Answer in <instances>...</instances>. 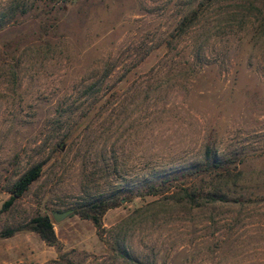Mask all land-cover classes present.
Masks as SVG:
<instances>
[{
  "label": "rangeland",
  "instance_id": "1",
  "mask_svg": "<svg viewBox=\"0 0 264 264\" xmlns=\"http://www.w3.org/2000/svg\"><path fill=\"white\" fill-rule=\"evenodd\" d=\"M24 1L0 28V233L48 216L57 245L0 237V264H264V0ZM207 147L228 174L184 187L223 200L174 187L99 228L80 216L198 167Z\"/></svg>",
  "mask_w": 264,
  "mask_h": 264
},
{
  "label": "trees",
  "instance_id": "2",
  "mask_svg": "<svg viewBox=\"0 0 264 264\" xmlns=\"http://www.w3.org/2000/svg\"><path fill=\"white\" fill-rule=\"evenodd\" d=\"M29 1V0H28ZM31 0L30 2H32ZM48 3L54 5H60L62 7L65 4H69L71 0H47ZM29 2L24 0H9L8 2L2 4L4 9L6 7L9 12H11V17L0 18V28L3 26V20L9 22L13 16L24 15L28 12L27 5ZM29 8V7H28ZM8 16V15H7ZM7 18V19H5ZM196 13L192 14L188 19H185L180 25L178 31L184 33L187 28H189L196 19ZM201 165L190 169L188 171H179L172 176H167L165 178L159 179L151 184L142 186L141 189L135 191V193H129L127 197L119 200H101L98 202L91 203L87 205L85 210L80 213V216L83 219H89L93 222L96 228L100 227V219L104 213L112 208L119 206L122 203L129 202L133 197H147V196H158L164 193L171 192L170 190L174 187L177 188V191L172 193L170 197H179V199L195 203L196 200L204 202H215L221 199H215L213 193H203L201 187H197L195 184L192 185V188L184 187L186 181H194L196 179L202 180L205 176L211 177H224L228 174V164L229 162L219 161L214 155L211 154L210 148H206L204 152V158ZM42 172V164H37L23 173L19 179L13 184L9 199L3 204L2 209L5 211L12 206L14 201L20 198L24 192L28 189L32 182L37 180ZM21 231L35 232L39 237L48 245L55 246L57 245V239L54 233L52 221L48 216H37L32 218L27 224L16 229L5 230L0 233L1 238H8L14 234Z\"/></svg>",
  "mask_w": 264,
  "mask_h": 264
},
{
  "label": "water",
  "instance_id": "3",
  "mask_svg": "<svg viewBox=\"0 0 264 264\" xmlns=\"http://www.w3.org/2000/svg\"><path fill=\"white\" fill-rule=\"evenodd\" d=\"M68 217L67 212L54 211L52 212V218L55 222H60Z\"/></svg>",
  "mask_w": 264,
  "mask_h": 264
}]
</instances>
